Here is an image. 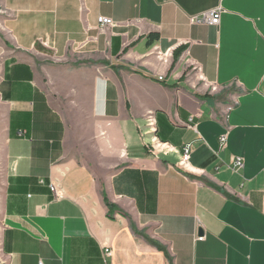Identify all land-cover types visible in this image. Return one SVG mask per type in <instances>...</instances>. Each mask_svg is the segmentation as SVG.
Instances as JSON below:
<instances>
[{"label":"crops","instance_id":"1","mask_svg":"<svg viewBox=\"0 0 264 264\" xmlns=\"http://www.w3.org/2000/svg\"><path fill=\"white\" fill-rule=\"evenodd\" d=\"M0 260L264 264V0H0Z\"/></svg>","mask_w":264,"mask_h":264},{"label":"built area","instance_id":"2","mask_svg":"<svg viewBox=\"0 0 264 264\" xmlns=\"http://www.w3.org/2000/svg\"><path fill=\"white\" fill-rule=\"evenodd\" d=\"M220 13L217 12H209L206 13L202 16H197V17H193L191 19V23L192 24H202V23H207L210 24L212 26H217L220 23ZM98 25L100 27V29L104 30V29H108L112 26H114V23L112 22V20L108 19V18H104V17H100L98 18ZM145 123H146V127H148V131L144 133V135L146 136V134L149 135H154L156 133V121L154 119V117L152 115H149L146 119H145ZM144 136V137H145ZM227 135H223L220 137V145L222 148L226 147L227 144ZM149 151L153 156H159V155H168L174 152V148L168 144V143H164L161 142L156 136H153L151 138L150 144L148 145ZM193 154V148L191 146V144L185 145L182 149V154L180 157V161H179V168L184 170V171H188L190 170V162H191V157ZM233 168L236 171H241L244 168V163L241 159L236 158L233 160ZM52 191H54V187H51ZM198 241H203L204 237L202 236H198L197 237ZM112 252L110 250H106V255L107 256H111Z\"/></svg>","mask_w":264,"mask_h":264},{"label":"rangeland","instance_id":"3","mask_svg":"<svg viewBox=\"0 0 264 264\" xmlns=\"http://www.w3.org/2000/svg\"><path fill=\"white\" fill-rule=\"evenodd\" d=\"M0 264H1V260H0Z\"/></svg>","mask_w":264,"mask_h":264}]
</instances>
